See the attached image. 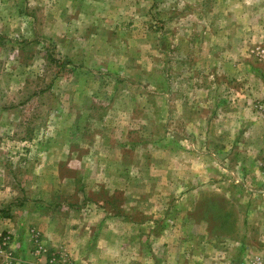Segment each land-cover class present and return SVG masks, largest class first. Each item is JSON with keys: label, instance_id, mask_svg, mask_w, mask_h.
Returning <instances> with one entry per match:
<instances>
[{"label": "rangeland", "instance_id": "374dc122", "mask_svg": "<svg viewBox=\"0 0 264 264\" xmlns=\"http://www.w3.org/2000/svg\"><path fill=\"white\" fill-rule=\"evenodd\" d=\"M240 19L244 58L227 52ZM260 31L264 0H0V240L14 261L111 262L87 251L103 236L139 264L254 247L247 204L195 192L210 161L180 150L184 136L199 146L183 113L210 97L208 69H264Z\"/></svg>", "mask_w": 264, "mask_h": 264}, {"label": "crops", "instance_id": "0c3cea01", "mask_svg": "<svg viewBox=\"0 0 264 264\" xmlns=\"http://www.w3.org/2000/svg\"><path fill=\"white\" fill-rule=\"evenodd\" d=\"M246 24L244 19H240V34L236 33V36L227 35L228 37H226L227 42H232L236 46V48H229L227 51L233 57L240 51L241 58H244L245 52L238 48L237 42L245 40L243 34ZM257 39L264 40V32L260 31L257 34ZM194 70L197 74L198 69ZM206 78L209 80L210 97L205 101H199L197 97L185 99L187 106L189 103L193 105L191 108L193 118L189 117V111L187 114L185 111L183 113L184 122L194 123L190 129V132L193 133L190 138H195L194 143L199 146L188 147L186 136H184L183 148L180 152L184 155L190 154L197 157L199 170L205 169V159L210 161L208 172L211 177L206 178L202 172L197 177L194 191L197 192V189L211 190L208 192L220 196L222 202H245L247 205H241L240 209L245 210L251 218L258 220L259 227L257 228L260 234H258L257 244L252 248L239 240L234 242V252L242 254L245 251L243 256H239L237 260L234 258L235 253L227 251L215 261L201 259L193 264H240L249 253L263 250L264 247V207L255 205V201L264 200V118L258 114L254 107L258 99L264 98V69H208ZM201 82L203 81L201 80ZM206 106L210 107V114L208 117H203L200 112L206 110ZM206 186L211 189H202ZM233 188H235L238 197L236 195L230 197V190ZM199 201L198 198L196 202ZM237 210L236 214L240 215ZM4 219L2 217V222H0L2 228L6 226L8 220ZM193 221L195 227L203 225L207 227L206 223L200 225L198 221ZM261 222L263 223L261 224ZM96 241L98 249H88L89 253L94 255L93 251L96 250L97 257L99 254H103L108 259L112 254L111 262L98 259L96 264H139L138 259L128 257L121 251L116 252L115 247L104 236L99 237ZM122 244L123 242H121L120 249L123 247ZM124 245L130 248L131 241L124 242ZM134 245L136 244L134 243ZM92 255L90 257L94 258Z\"/></svg>", "mask_w": 264, "mask_h": 264}, {"label": "built area", "instance_id": "2783aa9c", "mask_svg": "<svg viewBox=\"0 0 264 264\" xmlns=\"http://www.w3.org/2000/svg\"><path fill=\"white\" fill-rule=\"evenodd\" d=\"M256 111L264 118V98L259 99L255 102L254 105ZM264 165V160H263ZM32 232V231H31ZM33 236V244L35 246H38L37 248V255H40L42 253V247L36 238L34 234ZM9 243L5 238L1 239L0 243V264H21L16 263L14 259L12 258L11 251L9 250ZM245 259L240 264H264V247L263 250L257 252H251L247 255V257H244ZM48 263L47 264H53V257H48Z\"/></svg>", "mask_w": 264, "mask_h": 264}, {"label": "trees", "instance_id": "16d2710c", "mask_svg": "<svg viewBox=\"0 0 264 264\" xmlns=\"http://www.w3.org/2000/svg\"><path fill=\"white\" fill-rule=\"evenodd\" d=\"M1 241V240H0Z\"/></svg>", "mask_w": 264, "mask_h": 264}]
</instances>
